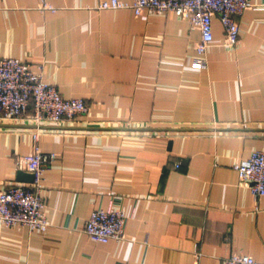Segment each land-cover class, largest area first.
Returning a JSON list of instances; mask_svg holds the SVG:
<instances>
[{
	"label": "crops",
	"instance_id": "obj_1",
	"mask_svg": "<svg viewBox=\"0 0 264 264\" xmlns=\"http://www.w3.org/2000/svg\"><path fill=\"white\" fill-rule=\"evenodd\" d=\"M99 1L0 0V59L42 65L88 107L60 124L0 119V191L29 184L17 161L34 147L57 155L43 175L47 230L0 224V264L264 261V197L233 169L264 151V0L237 18L233 48L212 20L205 69L192 67L200 35L187 21ZM115 197L125 239L94 243L84 222Z\"/></svg>",
	"mask_w": 264,
	"mask_h": 264
},
{
	"label": "built area",
	"instance_id": "obj_2",
	"mask_svg": "<svg viewBox=\"0 0 264 264\" xmlns=\"http://www.w3.org/2000/svg\"><path fill=\"white\" fill-rule=\"evenodd\" d=\"M41 9H50L48 0H41ZM256 8L249 0H100L98 10L129 9L136 17L148 13L171 12L188 22L200 35L194 51V69L206 68V53L213 40L212 20L217 18L223 28L224 46L233 48L239 37L237 18ZM264 8V7H263ZM31 113L29 114V111ZM88 107L82 99H64L56 87L45 81L43 66H33L18 58L0 59V119H21L39 125L60 124L85 115ZM36 138V137H35ZM57 159L54 153H43L38 147L17 161V168L33 176L25 185H15L0 191V224L4 227H25L29 231L45 232L43 190L44 171ZM178 167V165H176ZM239 184L248 187L255 200L264 197V151H254L233 166ZM127 216L122 199H111L107 209L92 210L84 222L83 232L94 243L125 239ZM223 264H264L243 253H232Z\"/></svg>",
	"mask_w": 264,
	"mask_h": 264
},
{
	"label": "water",
	"instance_id": "obj_3",
	"mask_svg": "<svg viewBox=\"0 0 264 264\" xmlns=\"http://www.w3.org/2000/svg\"><path fill=\"white\" fill-rule=\"evenodd\" d=\"M16 175L17 182L31 183L33 181V176L30 173L19 170Z\"/></svg>",
	"mask_w": 264,
	"mask_h": 264
}]
</instances>
